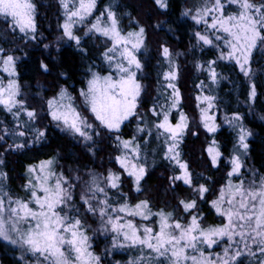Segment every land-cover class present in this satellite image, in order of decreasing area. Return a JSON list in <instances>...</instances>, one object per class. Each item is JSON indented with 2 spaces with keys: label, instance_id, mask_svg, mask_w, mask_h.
<instances>
[{
  "label": "snow or ice",
  "instance_id": "snow-or-ice-1",
  "mask_svg": "<svg viewBox=\"0 0 264 264\" xmlns=\"http://www.w3.org/2000/svg\"><path fill=\"white\" fill-rule=\"evenodd\" d=\"M154 3L161 9L169 7L168 0H154ZM60 4L65 18L59 39L67 38L81 48V36L74 29L93 15L96 0H60ZM233 6L234 10H229ZM36 12L33 0H0V17L8 23L9 33L14 35L18 31L21 39H38ZM183 15L205 25L203 32H194L197 44L215 47L220 53L218 59L234 60L240 71L250 76L253 53L264 50V0H203L194 12L185 9ZM135 23V29L122 31L117 12L108 6L84 32L85 36L99 33L111 41V47H106L101 54L108 70L101 66V71H93L95 66L90 67L91 78L79 90L85 110L92 114L94 121L80 110L65 86L46 101L47 115L55 126L85 143L94 144V137L101 131L116 133L114 141L121 154L115 161L122 172L109 169L104 175L89 170L84 176H68L63 170H57V158L52 156L38 165H28L22 196H14L7 189L4 182L8 174L0 172V240L20 252L17 264H101V256L92 250L91 225L85 219L91 216L99 220V227L92 229L93 234L110 233L112 247L137 250L139 254L127 264H244L245 257L255 258L254 262L249 259L248 264H264V174L255 168L247 174L242 171L245 164L242 157L248 154V137L252 132L244 125V117L239 112L225 117V123L237 133L234 154L229 160L230 170L224 183L215 190L210 189L207 184L194 180L188 162L181 159L178 149L189 127V117L181 111L176 122H172V111L179 108L180 95L175 85L169 83L172 95L165 96L162 104L154 103L149 112L152 127L156 129L155 139L163 137V159L174 166L170 186L175 191L177 181L182 182L191 189L192 198L179 199L177 208L181 215H176L164 209L153 212L147 199L132 204L128 194L120 191L123 173H127L137 193L142 191L141 182L147 175V155H142L144 147L136 136L122 139L119 135L121 126L132 117L138 120L137 133L145 132L142 125L146 123V114L139 111L143 85L137 78L143 65L137 52L145 44L146 29L138 21ZM161 48L163 57L171 65L169 47L162 45ZM81 51L87 49L81 48ZM16 59L0 47V67L10 77L16 74ZM207 64L210 78L215 81L216 60H209ZM40 66L48 70L47 64L41 62ZM164 77L174 79L175 72L167 71ZM19 96L17 80L8 79L6 84L0 80V106L13 115L17 127L21 113L26 114L28 120L23 122V127L30 128L34 142H38L45 138V130L31 126L38 113ZM255 96L256 86L252 84L249 98ZM197 99L207 103L200 110L203 127L215 133L219 126L216 118L209 115L215 97L205 95ZM260 119L264 120V115ZM0 132L3 133L0 140L6 135L27 136V132L10 130L7 126ZM148 135L151 136L150 129ZM149 143L144 140L145 146ZM25 146V143H15L9 148ZM207 151L212 165H217L222 156L219 147L209 146ZM208 195L214 198L208 200ZM199 202L208 203L221 222L205 224ZM216 248L221 250L217 252Z\"/></svg>",
  "mask_w": 264,
  "mask_h": 264
},
{
  "label": "trees",
  "instance_id": "trees-1",
  "mask_svg": "<svg viewBox=\"0 0 264 264\" xmlns=\"http://www.w3.org/2000/svg\"><path fill=\"white\" fill-rule=\"evenodd\" d=\"M33 2L37 6V40L21 39L22 34L18 31L14 35L10 34L8 23L0 17V47L5 49L6 54L17 58L15 66L20 85L19 99L25 100L26 104L38 113L37 120L31 123L32 129L45 130V138L31 143L30 136H27L23 140L26 146L20 149L9 148V145L20 143L12 138L15 136L6 135L0 140V160L3 161L0 164V172L8 174L4 183L14 196L24 195L22 185L26 183L28 177V165H38L41 160L52 156L57 158V170H63L68 176L76 174L84 176L89 170L104 175L109 169L122 172L119 163L115 161V157L121 154L114 141L116 133L101 131L99 136H95L94 144L85 143L69 132L57 128L47 115L46 104L47 99L56 95L61 86L67 87L72 95L78 96L79 90L86 87L87 80L91 77L89 68L93 65L95 66L93 71H101V66L108 70L101 54L106 47H111V41L99 33L81 36L83 28L75 27L74 30L82 39L81 48L87 49L86 52H82L74 41H68L67 38L59 39L65 18L60 0H33ZM168 2L167 9L159 8L154 0H98L96 3V14L100 15L106 7L111 6L117 12V17L124 21L126 31L135 29L137 27L135 21L139 22L140 17H145L150 24L148 29L154 32L150 34L147 30L146 45L149 56L145 59L139 57L146 74L145 78H142L146 89L141 94L140 113L146 114L145 119H149L152 124L153 118L149 110L157 101L162 104L157 93L161 80L155 69L163 63L166 67L167 60L161 55V46H167L172 53V66L174 64L177 66L182 110L190 119L189 127L181 142V159L188 162L194 180L207 184L213 190L225 182L237 135L236 130L225 123V117H230L233 112H239L244 117V125L252 132L248 137L249 151L244 158L242 171L247 174L249 169L255 168L259 173L264 174V120L260 119L264 115V50L257 49L253 53L252 72L250 76H245L234 61L218 59L219 51L215 47L197 44L194 32H203L205 25L196 24L191 16H185L183 13L185 9H192L194 12L203 0H168ZM229 10H234V6ZM152 11L160 18L154 16L153 19ZM209 60H216L213 67L218 76L215 81L210 78L207 64ZM41 62L48 65L47 71L40 66ZM167 69L169 71L170 67ZM252 84L256 86L254 99L249 98ZM200 95L215 97L213 113H216L215 123L219 127L213 134L207 132L200 121L197 99ZM172 119L174 121L175 117ZM19 124L22 125V117ZM20 125L17 127L13 115L0 106V130L5 126L10 130H16ZM137 125V118H130L121 126L119 135L122 139L136 136L137 141L143 144L145 137L138 135ZM30 130L27 131V135L32 134V138L35 139L34 132ZM2 134L0 132V135ZM212 141H215L222 153L216 167L212 165L207 153V147ZM155 162L150 163L153 164L151 166L148 165L147 175L141 182V192L135 191L131 179L127 178V173H123L121 177L120 191L128 194V200L132 204L147 199L153 212L164 209L181 215V210L177 208L178 201L181 198H192V191L180 181H177L176 190L173 191L169 181V177L174 174L171 165L163 158ZM115 191L112 190L113 193ZM213 198V195L207 196L208 200ZM199 203L200 211L206 217L205 224L221 222L208 203ZM85 219L86 223L91 225L89 235L93 236L92 250L101 256V264H117V262L127 264L130 258L139 254L134 248L112 247L110 233L93 234L92 229L99 227L98 218L88 216ZM137 222H139L138 218ZM220 250V248L215 249L217 252ZM19 256V251L0 240V264H17ZM252 260L254 262V258ZM248 262L245 257L244 264Z\"/></svg>",
  "mask_w": 264,
  "mask_h": 264
},
{
  "label": "rangeland",
  "instance_id": "rangeland-1",
  "mask_svg": "<svg viewBox=\"0 0 264 264\" xmlns=\"http://www.w3.org/2000/svg\"><path fill=\"white\" fill-rule=\"evenodd\" d=\"M98 2V0H96V3ZM96 12H97V7H96V9L94 10V12H93V15L92 16H89L87 19H86V22H85V24H83V25H81V24H77L75 27H81V28H83V31H82V35L81 36H85L84 35V32H85V30H86V28L88 27V25L91 23V22H95V19H96V17L97 16H99L98 14H96ZM152 13H153V19H154V16H156L157 18H160L157 14H156V12H154V11H152ZM119 20H120V28H121V30L122 31H124V32H127L126 31V25H125V23H124V21L121 19V18H118ZM155 21V20H154ZM154 21H152V22H154ZM139 22H140V24H142V26L143 27H146L147 29H146V36L148 35V32L150 33V34H154V32L152 31V30H150V29H148V26L150 25L149 24V21L147 20V18H145V17H140L139 18ZM151 22V23H152ZM155 23V22H154ZM128 26V25H127ZM147 30H148V32H147ZM76 32V34L77 35H80L77 31H75ZM155 39H156V35H155ZM162 55V54H161ZM218 55H220V53L218 54ZM137 56H138V58L140 57V58H147L148 56H149V50H148V47H147V45H146V40H145V44H144V46H142V48L137 52ZM162 57H163V55H162ZM164 58V57H163ZM165 59V58H164ZM221 60H227V59H221ZM230 61V60H229ZM232 61H234V60H232ZM235 62V61H234ZM165 64H166V67H165V65H164V63L163 64H159L158 65V68H156L155 70H157V72H158V75H159V78H160V80H161V86L158 88V91H157V93H158V96L161 98V102L162 103H164V97L165 96H170V95H172V93H173V89L172 88H170V87H168V84L169 83H172V84H174L175 85V87H176V89L178 90V92H179V95H180V106H179V108L178 109H174L173 111H172V116H171V119L172 118H174L175 117V120L173 121V119H172V122L173 123H175L176 122V120L179 118V114H180V112L182 111L183 112V110H182V105H181V94H180V91H179V87H178V72H177V66L174 64V66H172L173 65V61H172V64L171 65H167L168 63H167V61L165 62ZM108 66V65H107ZM168 67H170V70L169 71H172V72H175V78L174 79H171V80H166L165 79V77H164V73L165 72H167L168 71ZM102 74V73H101ZM106 74V73H105ZM145 76H146V74H145V72H144V68L142 69V71H140V72H138V74H137V78L140 80V82H141V84L143 85V83H142V78L144 79L145 78ZM91 78V77H90ZM8 79H15V80H17V77H16V74L14 75V76H9V74L7 73V72H5L4 70H3V68L2 67H0V80H2L5 84L7 83V81H8ZM146 88H145V86L143 85V90H142V93L144 92V90H145ZM70 92V91H69ZM141 93V94H142ZM203 96H205V95H200L199 97H203ZM73 97H74V99H75V103H76V105L80 108V110L81 111H83L84 112V114L85 115H87V116H89V118H90V121H93L94 120V117H92V114L90 113V112H88V111H86L85 110V106H84V104H83V99L78 95V96H74L73 95ZM19 98V97H18ZM207 107V103L205 102V101H203V99H200V100H198V110H199V115L201 116V108H206ZM184 113V112H183ZM209 115H212V116H214V117H216V113H213V108L212 109H210L209 110ZM21 117H22V125H20V128L19 129H16V130H22V131H25V132H27V131H29L30 130V128H25V127H23V122L24 121H27L28 120V117L26 116V114H24V113H21ZM146 120V123L144 124V128H145V132H143V133H138V135L139 136H141V137H145V140H148V141H150V143L147 145V146H145L144 145V142H143V144H141L142 145V147H144V149H145V151L142 153V155H144V154H146L147 155V159H146V167H147V169L149 168V166H151V165H153V164H150V163H156L155 161H159L160 159H162L163 158V150H164V148H165V146H164V144H163V137H160V139H155V137H156V129L154 128V127H152V124L150 123V121H149V119H145ZM189 121H190V119H189ZM200 121H201V119H200ZM32 123V122H31ZM53 124H55V122H52ZM201 123L203 124V122L201 121ZM151 130V136H149L148 135V130ZM32 130H30V132H31ZM29 132V133H30ZM28 133V132H27ZM71 134V133H70ZM211 134H213V133H211ZM27 136H30L29 138H30V142L31 143H33V141L35 140L34 138H32V134H29V135H27ZM26 136V137H27ZM26 137H12L13 139L15 138L16 139V141H19L20 143H23V140H24V138H26ZM94 140H95V137H94ZM182 142V141H181ZM90 143H92V142H88V144H90ZM209 146H213V147H216L217 145L215 144H213V141L211 142V144L210 145H208V147H207V149L209 148ZM180 147H181V143H180V145H179V151H180ZM207 153H208V151H207ZM234 154V153H233ZM209 155V154H208ZM248 155V154H247ZM210 157V156H209ZM246 156H244V157H242V159L244 160V158H245ZM211 159V158H210ZM219 160H220V158H219ZM219 160H218V162H219ZM168 161V160H167ZM169 162V161H168ZM169 164L171 165V168L173 169V171H174V166H173V164H171L170 162H169ZM149 165V166H148ZM217 165H218V163H217ZM217 165H215L214 167H216ZM230 167H231V165H230ZM178 168H176V173L178 174ZM259 254L257 253V256H258ZM246 259L249 261V259H252V258H247L246 257ZM254 260H255V258H254Z\"/></svg>",
  "mask_w": 264,
  "mask_h": 264
}]
</instances>
